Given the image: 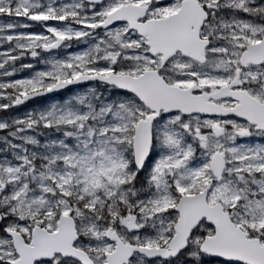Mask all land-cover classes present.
<instances>
[{
  "label": "snow or ice",
  "instance_id": "snow-or-ice-1",
  "mask_svg": "<svg viewBox=\"0 0 264 264\" xmlns=\"http://www.w3.org/2000/svg\"><path fill=\"white\" fill-rule=\"evenodd\" d=\"M0 264H264V0H0Z\"/></svg>",
  "mask_w": 264,
  "mask_h": 264
}]
</instances>
